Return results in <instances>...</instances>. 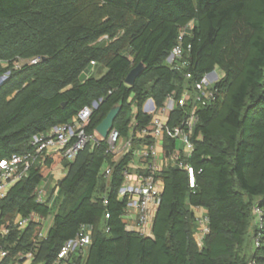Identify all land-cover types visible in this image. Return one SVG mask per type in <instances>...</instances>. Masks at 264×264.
I'll return each mask as SVG.
<instances>
[{
  "label": "trees",
  "instance_id": "1",
  "mask_svg": "<svg viewBox=\"0 0 264 264\" xmlns=\"http://www.w3.org/2000/svg\"><path fill=\"white\" fill-rule=\"evenodd\" d=\"M184 30L190 65L176 71L167 59ZM36 58L41 62L17 68ZM140 64L142 74L127 85ZM95 68L97 77L83 78ZM215 69L224 75L219 94L198 110L187 162L195 185L178 168L156 175L164 186L153 238L126 229L128 202L118 198L133 153L114 162L101 140L73 162L61 151L41 156L0 200V226L18 215L43 221L0 239L10 251L3 264L32 249L34 264H55L82 226L93 228L92 245L76 264H264V0H0V78L9 74L0 87V161L35 152L34 136L72 123L94 102L100 104L88 133L120 107L113 129L125 142L135 110V129L142 130L151 121L143 112L148 100L161 108L173 92L180 96ZM185 112L176 107L169 126ZM132 139L136 150L139 140ZM175 146L165 140L167 156ZM63 168L66 176L51 185ZM106 168L113 169L108 179ZM45 188L46 202L39 203ZM51 216L46 237L34 241ZM203 216L209 233L199 244Z\"/></svg>",
  "mask_w": 264,
  "mask_h": 264
},
{
  "label": "built area",
  "instance_id": "2",
  "mask_svg": "<svg viewBox=\"0 0 264 264\" xmlns=\"http://www.w3.org/2000/svg\"><path fill=\"white\" fill-rule=\"evenodd\" d=\"M189 28L192 25L187 26ZM186 31L184 30L179 38V44L173 49L167 59V64L172 70L180 71L190 65V62L184 59V49L182 42ZM190 50V48H189ZM41 62L40 58L29 61H20L17 68L22 65H36ZM95 66V63H92ZM215 69L206 74L199 82L194 83L191 88L183 90L180 96L177 92H173L168 96L163 107L158 108L155 102L150 99L143 106L144 114L151 117L150 125L142 130H136V110L131 122L130 139L122 144V139L117 130H112L108 136L107 145L108 153L113 155V161L117 162L121 158L131 152L134 158H139L144 166L139 168L135 166L133 161L129 164L128 170L124 174V184L119 190V200L127 199V211L124 215V222L130 215L131 210H135V218L133 224H126L129 232H135L147 238H153V226L156 214L161 204V196L163 182L156 178L165 168L174 167L179 170L187 171L190 177V186L195 185L194 170L188 165V160L194 150L192 137L198 125V110L202 106L212 105L219 94L216 85L223 79ZM9 74L3 77H8ZM186 79H192L191 74H186ZM100 102H94L92 106L83 108L73 119L72 123L57 126L44 134L33 137L31 146L35 152L24 155H13L9 159L0 161V200H3L9 190L21 180L28 177L32 166L41 158L48 156L54 152L61 151L67 161L73 162L78 154L84 150L89 144L99 145L100 139L98 133L89 134L87 129L91 123V119L95 110L98 109ZM176 107L185 109L184 116L181 121L174 127L169 126L170 117ZM145 141L144 145L137 149H133V139ZM171 139L176 142V146L172 153L166 155L165 140ZM146 141H149L146 143ZM178 142L181 147H178ZM162 159L164 164L158 165L156 161ZM150 162L146 164L145 162ZM131 170H140V174H133ZM113 169L106 168L104 176L108 179L112 175ZM58 189L54 193L55 199ZM47 193L41 189L37 193V201L45 203ZM52 201L50 204H52ZM107 205L108 202L105 201ZM256 216V224L262 227V211L258 208L254 210ZM134 215V214H133ZM107 218L109 216L107 215ZM43 222L34 214L28 216L18 215L12 221L0 226V239L3 241L10 236L13 231H24L33 222ZM200 221V233L197 235L199 244L205 235L209 233L208 226ZM93 228L90 226H82L78 235L65 243L58 255L55 264H76L75 258L84 259L92 245ZM44 227H38L34 235V241L43 240L46 237ZM256 247L259 246V237L254 239ZM34 249L30 251L20 252L13 260V264H34ZM10 257V251L0 244V264Z\"/></svg>",
  "mask_w": 264,
  "mask_h": 264
},
{
  "label": "water",
  "instance_id": "3",
  "mask_svg": "<svg viewBox=\"0 0 264 264\" xmlns=\"http://www.w3.org/2000/svg\"><path fill=\"white\" fill-rule=\"evenodd\" d=\"M144 70L143 65H138L136 68H134L130 74L128 75L126 79V83L129 86H133L136 82V80L139 78V76L142 74ZM8 79V77H1L0 78V87L5 83V81ZM120 112V107H115L106 117V119L97 127L96 131L99 134V136L102 137L103 140H106L110 134V132L114 128V123L118 117V114Z\"/></svg>",
  "mask_w": 264,
  "mask_h": 264
},
{
  "label": "crops",
  "instance_id": "4",
  "mask_svg": "<svg viewBox=\"0 0 264 264\" xmlns=\"http://www.w3.org/2000/svg\"><path fill=\"white\" fill-rule=\"evenodd\" d=\"M123 142L124 141H122V144H123ZM126 142V141H125ZM138 142V141H137ZM138 148L137 149H139V148H141L143 145H144V141H139L138 142ZM136 149V150H137ZM133 163H134V165L135 166H138L139 168H142L143 166H144V163L139 159V158H134V161H133ZM146 164H149L150 162L148 161V162H145ZM156 163L158 164V165H160V166H162L163 164H164V161L162 160V159H160L159 161H156ZM131 172L133 173V174H140V170H131ZM66 176V170L63 168V169H61V170H58V171H56V175L54 176V179H53V181H52V183H51V185H55V186H57V183L61 180V179H63L64 177ZM44 191H45V193H48L47 192V189L45 188V189H43ZM134 214V215H133ZM130 215L131 216H128L127 218H126V220H125V222L126 223H128V224H133V221H134V218H135V210H131L130 211ZM49 220V219H48ZM48 220L47 221H45V224H47V222H48ZM47 233V232H46Z\"/></svg>",
  "mask_w": 264,
  "mask_h": 264
},
{
  "label": "rangeland",
  "instance_id": "5",
  "mask_svg": "<svg viewBox=\"0 0 264 264\" xmlns=\"http://www.w3.org/2000/svg\"><path fill=\"white\" fill-rule=\"evenodd\" d=\"M99 69H100V68H97V69L95 68L94 71H91V72L85 73V74L83 75V78L97 77L98 74H99V73H98ZM218 73H219V75L221 76V72L218 71ZM97 137H99L100 139H102V137L99 136V134L97 135ZM123 143H124V142H123ZM178 147H181V143H180V142H178ZM52 220H53V216L49 217V220H48L47 224H46L45 227H44V231H45V232H47L48 228L52 225ZM201 223H205V222H204V216H203L202 219H201Z\"/></svg>",
  "mask_w": 264,
  "mask_h": 264
}]
</instances>
